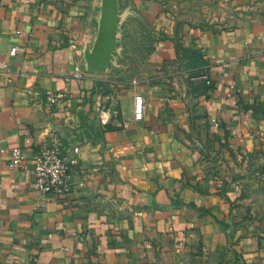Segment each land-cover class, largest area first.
<instances>
[{
  "label": "crops",
  "instance_id": "1",
  "mask_svg": "<svg viewBox=\"0 0 264 264\" xmlns=\"http://www.w3.org/2000/svg\"><path fill=\"white\" fill-rule=\"evenodd\" d=\"M102 6L0 0V264H264V0H131L136 72ZM50 142L73 164L43 194L8 151Z\"/></svg>",
  "mask_w": 264,
  "mask_h": 264
},
{
  "label": "built area",
  "instance_id": "2",
  "mask_svg": "<svg viewBox=\"0 0 264 264\" xmlns=\"http://www.w3.org/2000/svg\"><path fill=\"white\" fill-rule=\"evenodd\" d=\"M191 80L202 81L206 85L211 84L206 74L198 75ZM60 98V95H48L46 100L48 103L54 104ZM133 104L134 119L140 121L143 118L145 99L142 95L137 94L133 98ZM118 116L119 111L115 106L101 107L98 112V119L102 125L111 124ZM211 122L215 127H218L217 120ZM78 151V148L74 149L75 153ZM8 154L10 157L9 169H22L25 174L32 176L34 178V188L39 192L47 194L67 190L73 162H67L59 144L53 142L41 144L31 157H27L18 147L10 149ZM260 178L264 182V168L260 173Z\"/></svg>",
  "mask_w": 264,
  "mask_h": 264
},
{
  "label": "rangeland",
  "instance_id": "3",
  "mask_svg": "<svg viewBox=\"0 0 264 264\" xmlns=\"http://www.w3.org/2000/svg\"><path fill=\"white\" fill-rule=\"evenodd\" d=\"M100 0L103 4L102 23L105 26V32L109 33V28L114 29L112 26L120 25L128 22L127 29L125 31L128 39L127 53L130 54V58L127 61V68L129 71L136 72L141 68L147 59V55L153 49L154 35L153 33L144 27L142 19L139 16L129 14V4L131 0ZM128 9L125 13V10Z\"/></svg>",
  "mask_w": 264,
  "mask_h": 264
}]
</instances>
